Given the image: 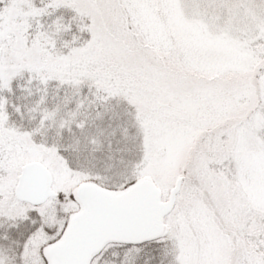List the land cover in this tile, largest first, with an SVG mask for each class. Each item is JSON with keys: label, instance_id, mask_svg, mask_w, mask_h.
I'll return each mask as SVG.
<instances>
[{"label": "snow or ice", "instance_id": "obj_1", "mask_svg": "<svg viewBox=\"0 0 264 264\" xmlns=\"http://www.w3.org/2000/svg\"><path fill=\"white\" fill-rule=\"evenodd\" d=\"M0 264H264V0H0Z\"/></svg>", "mask_w": 264, "mask_h": 264}]
</instances>
